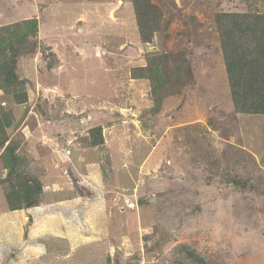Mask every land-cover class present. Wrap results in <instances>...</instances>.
I'll list each match as a JSON object with an SVG mask.
<instances>
[{"label": "rangeland", "instance_id": "obj_1", "mask_svg": "<svg viewBox=\"0 0 264 264\" xmlns=\"http://www.w3.org/2000/svg\"><path fill=\"white\" fill-rule=\"evenodd\" d=\"M153 2L163 28L143 42L132 0H0V27L39 20L15 68L27 101L0 88L11 143L50 192L40 203L76 232L68 245L38 233L27 246L42 254L11 234L8 264H264V114L235 109L216 22L264 0ZM163 55L181 77L157 109L133 69Z\"/></svg>", "mask_w": 264, "mask_h": 264}, {"label": "trees", "instance_id": "obj_2", "mask_svg": "<svg viewBox=\"0 0 264 264\" xmlns=\"http://www.w3.org/2000/svg\"><path fill=\"white\" fill-rule=\"evenodd\" d=\"M143 42L153 41L156 32L163 28V8L153 0H132ZM220 32V44L227 71L229 88L234 107L244 113L264 114V13L251 11H226L216 14ZM169 23V22H168ZM167 23V24H168ZM39 20L27 18L0 27V88L11 93L13 102L21 104L27 101L22 81L15 72L20 47L36 37ZM167 57L148 56L145 66L134 68L135 78H147L152 83V95L155 108H159L163 99V90L167 85L180 81L181 68H173L172 79L167 70ZM183 74V73H182ZM176 77V78H175ZM21 84V86H20ZM13 110L0 107V150L4 168L8 170L3 182L7 184L4 192L11 210H19L39 205L43 200V183L37 176H28L23 172L25 158L19 153L20 146L11 143L8 129L14 125ZM92 145L104 142L102 127L92 130ZM191 257L198 262L203 258Z\"/></svg>", "mask_w": 264, "mask_h": 264}, {"label": "crops", "instance_id": "obj_3", "mask_svg": "<svg viewBox=\"0 0 264 264\" xmlns=\"http://www.w3.org/2000/svg\"><path fill=\"white\" fill-rule=\"evenodd\" d=\"M4 169H2L3 171ZM2 174V172L0 173ZM44 189L43 198H47L50 192ZM3 191L4 197L2 198L0 194V257H4V264H8L9 261L6 259V256H9V245H10V238L11 234L19 233L21 231V235H16L17 239L21 242H24V246L26 250H31L33 248L36 249V252L42 254L44 250H42L38 245H31L27 246V244L36 240L38 233H52L54 239L57 242H62L65 244H69V241L74 237L75 225H70V223H66L65 216L59 213H50L48 209H46V205L40 203V205L33 206L30 208H24L19 210H11L9 207V203L7 201L6 195L4 193L3 185L0 183V192ZM46 191V192H45ZM71 199L60 200L61 208H64V205L68 207L70 211H73L76 206H74L73 201ZM56 202V201H50ZM46 203V202H45ZM80 203V202H79ZM78 204V203H77ZM79 206V204H78ZM61 212V211H60ZM30 219L33 220L34 227L30 230L28 236L22 234V230H24L25 225L30 222ZM41 220V222H40ZM81 220V217L79 218ZM42 225V226H41ZM61 226V227H60ZM78 226V225H77ZM76 226V228H77ZM23 228V229H22ZM38 230L36 231V229ZM78 229V228H77ZM64 233V234H61ZM72 236V237H70ZM12 243V242H11ZM8 247V248H5ZM33 246V247H31ZM51 249V248H50ZM49 249V251H50ZM50 254L53 251L49 252ZM11 256L15 257V254Z\"/></svg>", "mask_w": 264, "mask_h": 264}, {"label": "clouds", "instance_id": "obj_4", "mask_svg": "<svg viewBox=\"0 0 264 264\" xmlns=\"http://www.w3.org/2000/svg\"><path fill=\"white\" fill-rule=\"evenodd\" d=\"M3 185V184H2Z\"/></svg>", "mask_w": 264, "mask_h": 264}]
</instances>
